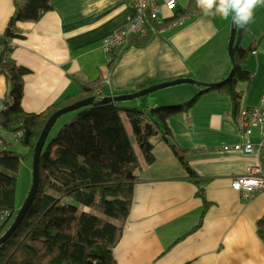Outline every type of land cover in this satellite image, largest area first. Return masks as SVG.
Segmentation results:
<instances>
[{
  "label": "crops",
  "instance_id": "obj_1",
  "mask_svg": "<svg viewBox=\"0 0 264 264\" xmlns=\"http://www.w3.org/2000/svg\"><path fill=\"white\" fill-rule=\"evenodd\" d=\"M177 1L176 12L164 11L153 26L167 27L174 16L193 13L184 24L136 35L111 56L103 49V39L133 19L136 9L130 0H51L52 9L39 21L18 23L12 58L28 69L23 109L40 113L78 95L83 84L96 82L101 85L93 95L109 97L179 78L194 77L206 83L224 80L233 66L229 55L231 18L205 15L190 0ZM15 11L14 0H0V36ZM235 45L248 51L241 69L250 79L236 85L243 92L242 106H257L264 94V6L255 10L253 23L237 27ZM182 87V93L192 99L199 92V88ZM174 89L181 93L179 88ZM8 90L7 78L1 74L0 101ZM163 90L134 99L131 105H120L141 109L167 105V99L154 97ZM123 120L127 129L130 122ZM167 125L169 138L186 150V161L200 181L190 178L161 137L153 140L151 163H145L141 150L135 149L142 171L134 186L130 214L113 249L115 261L264 264V194L246 196L231 186L233 177L262 160L255 153L224 150L241 141L228 88L214 87L204 92L188 112L171 117ZM6 130L0 123V151L11 148L2 136ZM20 131L12 133L15 136ZM14 152L26 155L29 148L24 145L22 151ZM90 210L84 206L81 211Z\"/></svg>",
  "mask_w": 264,
  "mask_h": 264
},
{
  "label": "trees",
  "instance_id": "obj_2",
  "mask_svg": "<svg viewBox=\"0 0 264 264\" xmlns=\"http://www.w3.org/2000/svg\"><path fill=\"white\" fill-rule=\"evenodd\" d=\"M14 1L15 14L0 36V75L6 76L9 86L0 101L6 109L0 114L1 124L7 130L24 131L19 140L29 148V153L0 151V215L9 212L7 221L0 225V238L20 210L16 208V188L21 161L33 157L37 141L54 113L85 98H104L93 95L101 85L96 82L83 84L78 95L62 99L40 113L23 109L24 76L28 69L12 58L11 42L18 37V23L37 22L52 6L51 0ZM190 2L196 5L195 0ZM146 40L147 37L139 43ZM247 53L235 45V71L229 81L220 86H198V94L185 103L141 109L122 108L117 102L76 110L74 119L63 125L49 142L48 135L44 143L36 195L17 229L0 246V264H118L113 249L130 214L134 186L142 171L123 119L129 120L145 163L154 161L153 140L161 137L181 160L190 178L199 182L186 161V150L169 138L167 121L188 112L204 92L214 87L228 88L236 118L243 107V92L236 85L250 79L241 69ZM116 57L117 53L111 67ZM27 130L30 135L26 143ZM84 206L90 207V212L81 211Z\"/></svg>",
  "mask_w": 264,
  "mask_h": 264
},
{
  "label": "built area",
  "instance_id": "obj_3",
  "mask_svg": "<svg viewBox=\"0 0 264 264\" xmlns=\"http://www.w3.org/2000/svg\"><path fill=\"white\" fill-rule=\"evenodd\" d=\"M136 12L133 19L123 28L118 29L103 39V49L108 54H114L117 50L125 47L136 35L146 36L150 32H161L175 26L184 24L193 13H183L174 16V20L163 28L153 26L154 22L161 19L164 11L175 13L178 8L177 0H130ZM13 41V40H12ZM11 45L12 42H11ZM1 106L0 112L5 110ZM1 123V114H0ZM236 123L241 136V141L231 146L227 145L224 150L233 149L245 153H255L262 160L259 165L249 167L244 174L237 175L231 180V186L236 191L243 192L246 196H254L257 193L264 194V94L257 106H243L236 116ZM23 136L22 131L16 133L15 139ZM9 216L4 212L0 216V224Z\"/></svg>",
  "mask_w": 264,
  "mask_h": 264
},
{
  "label": "water",
  "instance_id": "obj_4",
  "mask_svg": "<svg viewBox=\"0 0 264 264\" xmlns=\"http://www.w3.org/2000/svg\"><path fill=\"white\" fill-rule=\"evenodd\" d=\"M236 35H237V26L232 23V30H231V36H230V41H229V55L230 58L233 62V69L231 70L230 74L221 82L218 83H206V82H198L192 78H179L176 80H170L166 81L163 83L155 84L152 85L146 89H142L138 92L130 93V94H122V95H117V96H109V97H104L101 99H95V98H85L80 101H77L71 105L65 106L64 108H61L57 112L54 113L52 118L49 120V122L46 124L44 130L42 131L38 141L37 145L35 148V152L33 155V161H32V168H33V182H32V187L29 192V197H28V202L26 203L25 206H23L18 214L14 222L11 224L7 232L0 238V246L5 243L9 237L14 233V231L17 229L21 221L23 220L26 210L28 209L29 205L32 203L34 200V197L36 195L38 185H39V180H40V155L44 146V143L49 135V132L60 116L63 114H66L71 111H76L78 109H81L83 107L89 106V105H95V104H102V103H117L119 101H124V100H132V99H137L141 96L148 95L154 91H157L159 89L171 87L174 85L182 84V83H190V84H197L199 86L203 87H212V86H220L222 84H225L229 81L231 76L233 75L235 71V56H234V47H235V41H236ZM29 135L30 131L27 130L26 135H25V142L27 143L29 141Z\"/></svg>",
  "mask_w": 264,
  "mask_h": 264
},
{
  "label": "rangeland",
  "instance_id": "obj_5",
  "mask_svg": "<svg viewBox=\"0 0 264 264\" xmlns=\"http://www.w3.org/2000/svg\"><path fill=\"white\" fill-rule=\"evenodd\" d=\"M232 29H230V32H231ZM229 36H231V34H229ZM233 69V66L231 68V70ZM189 78H192L198 82H204L202 80H199V79H196L194 77H189ZM182 86H186V87H190V88H195L197 89L198 86L197 84H190V83H182V84H178L176 86H172V87H167L166 89L163 88L164 90L161 91V92H158L154 97L156 96H159V97H163L165 99H167V105H163V106H172V105H175V104H180V103H183L185 101H188L190 99H192L193 96H189V94L186 96L184 95L182 92H183V89L185 87H182ZM174 88H179L178 90L181 92V93H175L174 92ZM154 95V93H153ZM152 95V96H153ZM138 99V98H137ZM131 102H134V99L133 101H119L117 104H124L125 106L126 105H131L132 103ZM142 102V105H143V101L141 100ZM76 115V112L75 111H71V112H68L66 114H63L62 116L59 117V119L57 120L56 123H54V125L52 126L51 130H50V134H49V137H48V142L57 134V132L59 131V129L65 125L66 123L72 121L74 119ZM127 130L130 131L131 135H132V129H131V125L128 123L127 124ZM24 134V131L22 132ZM2 136L8 140V142H10L11 144V148L10 150L12 151H22V148H24V144L23 142H21L20 140L18 142H15L14 139H15V136L13 135V133L9 130H6V132H4L2 134ZM25 136V135H24ZM0 137H1V134H0ZM133 143H134V146H135V149L140 152V148L138 147V145L135 143L134 141V137L132 136L131 137ZM32 160H33V157L28 160V161H22L21 164H20V167H19V171H18V174H17V189H16V207L17 209H21L23 206L26 205V203L28 202V197H29V191H30V188H31V184L33 182V169H32Z\"/></svg>",
  "mask_w": 264,
  "mask_h": 264
},
{
  "label": "clouds",
  "instance_id": "obj_6",
  "mask_svg": "<svg viewBox=\"0 0 264 264\" xmlns=\"http://www.w3.org/2000/svg\"><path fill=\"white\" fill-rule=\"evenodd\" d=\"M205 15L231 18L232 23L245 28L254 22L255 10L264 6V0H195Z\"/></svg>",
  "mask_w": 264,
  "mask_h": 264
}]
</instances>
